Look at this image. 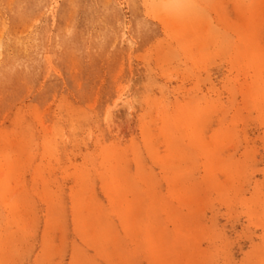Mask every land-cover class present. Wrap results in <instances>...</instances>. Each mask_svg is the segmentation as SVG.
<instances>
[{
    "label": "rangeland",
    "instance_id": "1",
    "mask_svg": "<svg viewBox=\"0 0 264 264\" xmlns=\"http://www.w3.org/2000/svg\"><path fill=\"white\" fill-rule=\"evenodd\" d=\"M0 264H264V0H0Z\"/></svg>",
    "mask_w": 264,
    "mask_h": 264
},
{
    "label": "bare ground",
    "instance_id": "2",
    "mask_svg": "<svg viewBox=\"0 0 264 264\" xmlns=\"http://www.w3.org/2000/svg\"><path fill=\"white\" fill-rule=\"evenodd\" d=\"M104 2V1H103ZM112 2V1H111ZM130 2V1H129ZM153 2V1H152ZM164 7V6H163ZM7 10V9H6ZM51 12V11H50ZM23 23V22H22ZM73 30V29H72Z\"/></svg>",
    "mask_w": 264,
    "mask_h": 264
}]
</instances>
